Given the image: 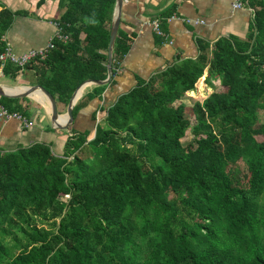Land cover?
Segmentation results:
<instances>
[{
  "label": "trees",
  "instance_id": "1",
  "mask_svg": "<svg viewBox=\"0 0 264 264\" xmlns=\"http://www.w3.org/2000/svg\"><path fill=\"white\" fill-rule=\"evenodd\" d=\"M54 1L70 39L25 68L67 106L83 82L106 79L115 0ZM252 1L245 40L199 42L194 60L122 96L91 140L74 134L61 157L43 144L0 150V264H264V0ZM22 13L0 0V53ZM130 46L119 29L113 74ZM204 71L221 90L185 105ZM0 104L29 119L19 100Z\"/></svg>",
  "mask_w": 264,
  "mask_h": 264
},
{
  "label": "crops",
  "instance_id": "2",
  "mask_svg": "<svg viewBox=\"0 0 264 264\" xmlns=\"http://www.w3.org/2000/svg\"><path fill=\"white\" fill-rule=\"evenodd\" d=\"M1 1L13 12H23L15 18L5 36L17 55L45 47L56 33L52 22L64 13L54 0H46L43 4H39V0ZM253 3L249 0L246 9L235 10L232 0H124L120 29L131 39V46L114 69L112 80L102 86L101 95L93 96V91L100 85L87 84L81 88L74 108L79 102L82 106L67 131L52 126L50 106H45L47 99L40 92L22 99L13 98L19 100L33 125L26 128L19 120L0 119V150L8 152L43 144L61 157L68 139L74 134L88 132V140H91L106 112L122 96L169 67L194 60L199 54V42L212 44L231 35L245 40L254 20ZM169 13L172 15L168 16ZM155 21H159L161 31L168 35V42L153 29ZM3 67L0 68V85L6 92L8 88L16 90L7 93L21 94L31 86H41L34 65L17 72L8 71V74L4 73ZM204 78L205 71L202 80L209 88ZM190 93L195 94L194 91L185 94L182 99L185 105L194 106L190 101L204 102ZM55 103L60 124H64L68 104Z\"/></svg>",
  "mask_w": 264,
  "mask_h": 264
},
{
  "label": "water",
  "instance_id": "3",
  "mask_svg": "<svg viewBox=\"0 0 264 264\" xmlns=\"http://www.w3.org/2000/svg\"><path fill=\"white\" fill-rule=\"evenodd\" d=\"M124 5V0H115V5L112 13V20H111V26H110V43H109V48H108V63L106 64L107 68V77L103 81H92V80H87L83 82L77 90L74 92L72 95L68 106H67V113L65 115V123L60 124V116L56 108V103L52 95H50L47 91L44 90L42 86H31L28 88L26 92H23L21 94H9L4 90V87L0 85V97H10V98H17V99H22L30 96L31 94H35L36 92H40L45 96V98L48 101V104L50 106V111H51V124L52 126L59 130V131H67L69 127L73 124V109L74 105L78 100V93L80 92L81 88L87 84H92V85H107L113 77V69H112V63H114V43L116 36H118V32L120 29V24H121V17H122V9Z\"/></svg>",
  "mask_w": 264,
  "mask_h": 264
},
{
  "label": "built area",
  "instance_id": "4",
  "mask_svg": "<svg viewBox=\"0 0 264 264\" xmlns=\"http://www.w3.org/2000/svg\"><path fill=\"white\" fill-rule=\"evenodd\" d=\"M249 0H232V7L235 10L246 9L248 7ZM254 15V11H251ZM53 26L56 29V33L54 37L50 40V42L43 48L39 49H31L30 51L24 53L23 55H17L14 53L13 48L10 42L6 41L5 49L0 53V61L2 66L6 65L7 63H12L15 66H19L21 68H25L29 65L32 61L42 60L45 61L50 54V52L55 49V42L63 41L67 43L70 39L69 35L64 34L63 27L59 20H55L52 22ZM152 27L157 33L159 37H161L164 41L168 42L169 37L168 35L164 34L163 31L160 29L159 21H155L152 23ZM0 119L8 121V120H19L23 123L24 127L29 128L33 125L32 121L25 118L23 115L19 113H9L1 104H0ZM66 200H69L67 197Z\"/></svg>",
  "mask_w": 264,
  "mask_h": 264
},
{
  "label": "rangeland",
  "instance_id": "5",
  "mask_svg": "<svg viewBox=\"0 0 264 264\" xmlns=\"http://www.w3.org/2000/svg\"><path fill=\"white\" fill-rule=\"evenodd\" d=\"M203 75V74H202ZM202 77V76H201ZM214 83V86H210L209 85V88H207L205 85H204V81L202 80V78H199L198 81L194 84V87H193V90L191 91H194L195 94H192L190 93V95L193 96V98H202L200 100L202 101H205L206 99L204 97H207L209 98L210 95L213 93V92H218L221 90V84H220V81L217 80ZM199 85V86H198ZM198 87V88H197ZM191 102V105H195V103H197V101H190ZM201 103V102H200ZM261 115H263V113H261ZM192 120V123H195V120L194 118L191 119ZM194 139V136L193 134L189 131L186 138L183 140L184 142V145H189V143ZM64 201H67V200H64ZM44 227L46 229L49 228L48 225H44Z\"/></svg>",
  "mask_w": 264,
  "mask_h": 264
},
{
  "label": "bare ground",
  "instance_id": "6",
  "mask_svg": "<svg viewBox=\"0 0 264 264\" xmlns=\"http://www.w3.org/2000/svg\"><path fill=\"white\" fill-rule=\"evenodd\" d=\"M7 92H9V93H15L16 92V90L14 91V90H11V88H8V91ZM41 94V93H40ZM41 95H43V94H41ZM44 96V95H43ZM45 97V96H44ZM45 106H47L48 107V101H47V103L45 104Z\"/></svg>",
  "mask_w": 264,
  "mask_h": 264
}]
</instances>
